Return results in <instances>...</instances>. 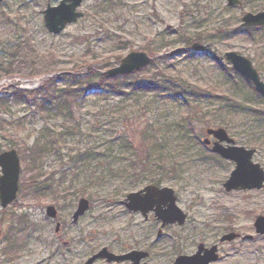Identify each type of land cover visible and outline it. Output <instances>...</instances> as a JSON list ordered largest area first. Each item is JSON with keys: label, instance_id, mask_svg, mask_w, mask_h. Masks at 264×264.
<instances>
[{"label": "rangeland", "instance_id": "1", "mask_svg": "<svg viewBox=\"0 0 264 264\" xmlns=\"http://www.w3.org/2000/svg\"><path fill=\"white\" fill-rule=\"evenodd\" d=\"M241 2L83 0L78 10L84 16L59 34L48 32L43 11L60 0L0 2V98H8L10 107L9 114L0 108V118L8 122L0 130V152L23 147L34 167L30 148L43 136L48 151L36 164L42 165L41 180L50 182L36 198L32 172L21 158L18 197L6 208L0 204V264H85L103 247L117 254L143 250L149 253L144 262L172 264L200 244H219V260L211 264H264V235L254 226L256 216H264V187L227 191L224 183L236 164L203 142L207 128H224L235 144L256 148L253 161L264 169V124L253 115L264 110V100L219 59L235 51L264 78V26H242V16L263 11L264 0ZM151 47L154 52H148ZM133 50L154 61L131 73V81L179 78L194 92L175 100L153 90H129L127 96L88 91L73 114L54 106L41 111L34 99L14 101L10 95L13 89H36L49 76H57L58 87L76 84L91 72L117 66ZM144 133L146 145L162 151L163 166L154 156L144 158ZM6 136L15 141L9 144ZM161 176L187 214L183 225L161 227L153 212L146 219L122 203ZM82 197L90 207L74 222ZM49 205L56 207V218L48 216ZM229 232L241 237L221 243Z\"/></svg>", "mask_w": 264, "mask_h": 264}, {"label": "water", "instance_id": "2", "mask_svg": "<svg viewBox=\"0 0 264 264\" xmlns=\"http://www.w3.org/2000/svg\"><path fill=\"white\" fill-rule=\"evenodd\" d=\"M4 0H0L3 2ZM83 0H60L58 5H47L44 13V25L48 32L53 34L61 33L68 24L77 22L84 14L78 10ZM241 0H228L229 6L241 5ZM242 25L245 27L264 26V10L253 13L247 12L242 16ZM193 47L201 50L204 45L194 43ZM223 58V57H219ZM225 58L229 61L234 70L242 74L252 82L256 91L264 97V79L259 71L254 67L252 61L246 56L235 51L225 53ZM154 59L145 51L133 50L124 56L117 66L104 71L107 76H118L131 74L150 65ZM208 135L216 138L212 151L221 155L225 159L235 161V169L231 172L228 180L224 183L227 191L232 190H252L264 187V169L259 163L253 161L256 152L254 148H246L235 144L226 129L208 128ZM206 145L211 143V139L206 137L203 141ZM224 143H227L225 145ZM0 204L3 208L8 207L18 197L20 189L21 160L15 148L0 152ZM122 203L132 212H140L144 218H148L150 212H154L157 220L162 221L161 227L168 224L183 225L187 220V214L178 206L177 196L174 189L169 186H158L148 184L138 191L129 193ZM90 207V201L82 197L79 200L77 209L73 214V221L76 222L86 213ZM47 214L51 218H56L58 211L55 206H47ZM256 233L264 235V216L260 215L254 222ZM60 229L57 224L56 231ZM161 231H159V234ZM240 234L229 232L224 234L220 242L233 241ZM253 235H245L244 239H252ZM149 253L143 250H131L124 254L112 252L107 247H103L93 254L85 264H94L97 259H106L107 262L132 261L133 264H149L143 259ZM219 260V244L207 247L200 244L195 253L191 255L181 254L176 257L172 264H211Z\"/></svg>", "mask_w": 264, "mask_h": 264}, {"label": "trees", "instance_id": "3", "mask_svg": "<svg viewBox=\"0 0 264 264\" xmlns=\"http://www.w3.org/2000/svg\"><path fill=\"white\" fill-rule=\"evenodd\" d=\"M187 42V41H186ZM188 43V42H187ZM19 50L23 51V49L19 48ZM148 52H154V48L151 47L148 49ZM106 67H109V64H106ZM10 69V68H9ZM224 71H229L228 69H223ZM39 71L37 75H40L39 73H43V70H35ZM102 70L101 73L91 72L88 74L83 80L77 81L76 84L72 83L70 85H67L65 87H58L57 86V76H49L47 77L40 87L32 90L28 89H13L10 93L12 99L14 101L23 99V98H30L34 99L35 103L37 104L39 110H49V106L59 107V108H65L68 110V113H74V107L80 106V103L86 99L87 92L89 90H94L95 92L99 94H122V95H128L126 91L133 90V92L130 93H139L141 91H148L153 90L161 93L167 92V95L175 100H181L185 97H188L193 91L191 86L185 82V80H180L179 78H175V80L170 81V78L165 80H157L155 81H131V78L133 74L128 75H121V76H107ZM14 72L12 70H8V73ZM44 74V73H43ZM78 74L77 71H72L71 76H75ZM56 75V74H55ZM34 76V75H31ZM242 77V76H241ZM243 78V77H242ZM245 79V78H244ZM253 88L256 96L264 98L258 94L254 87L252 86L251 82L245 79ZM178 82V83H175ZM129 93V94H130ZM0 108L4 109L3 114H9V100L8 98L1 97L0 98ZM242 108V106L238 107ZM244 109V108H242ZM247 109V108H245ZM2 113V112H1ZM254 117L257 122L264 124V110H258L256 109V112ZM8 122L4 120L3 118H0V130L5 129L4 126ZM146 133V132H145ZM143 136V144L145 146V156L144 158L147 161H151L153 156L154 158H158L159 162H157V165L159 166L161 163H165L163 158H161L162 151L157 148L155 144L146 145L145 135ZM139 136V133H134V138H137ZM6 139L9 140V144L13 143L10 141H15V137L13 136H6ZM16 146V144H15ZM47 144L43 142V136L38 137L37 141L33 144V147L30 148L32 150V156L31 159L33 160V163H35L34 167H31L29 165V161L26 159L25 151L23 147L18 148V153L21 155L23 163L26 165L28 164V167L25 166V169H30L32 172V178L34 179L32 185L34 189V195L38 198L39 194L47 191L50 189V182L47 180H41L42 179V165L39 164L37 161L43 157L44 153L48 151ZM12 148H15L12 146ZM140 150V148H138ZM85 154L80 158L81 160H84ZM164 164H161L163 166ZM165 166H168L166 163ZM134 167V165L132 166ZM165 169V168H162ZM168 170V169H167ZM165 169V172L167 171ZM164 176V175H163ZM153 178L151 181L153 184L156 185H162V182L164 178ZM24 186V183L22 184V188ZM21 190V187H20Z\"/></svg>", "mask_w": 264, "mask_h": 264}]
</instances>
